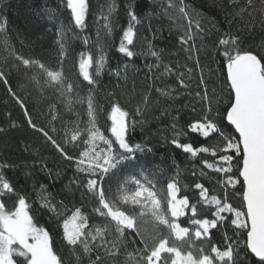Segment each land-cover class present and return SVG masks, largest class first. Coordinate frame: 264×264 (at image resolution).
Returning a JSON list of instances; mask_svg holds the SVG:
<instances>
[{
  "label": "snow or ice",
  "instance_id": "6c2138e0",
  "mask_svg": "<svg viewBox=\"0 0 264 264\" xmlns=\"http://www.w3.org/2000/svg\"><path fill=\"white\" fill-rule=\"evenodd\" d=\"M230 3L234 19L239 17L243 21L245 15L254 17L259 14L264 27V0H230ZM2 4L3 0H0ZM66 7L75 25L83 28L89 11L88 0H66ZM169 9H176L179 17L169 13ZM187 9L184 0H167L164 11L173 23L178 19L187 20L186 25H177L184 30L180 43L188 45L185 51L198 53L195 43L189 45L194 33L193 19ZM114 10L115 5L109 6L98 17L109 35L113 29ZM128 16L129 25L123 31L118 51L131 60L137 55L130 47L136 37L134 23L140 21L134 11L129 10ZM195 27L197 32L203 31L199 20L195 21ZM59 35L61 39L56 43L62 64L67 54L62 43L63 28ZM97 39L98 56L94 58L91 53H81L78 64L79 75L92 86L97 84L95 77L101 75L107 63L106 45L100 42L99 32ZM213 47L222 58L219 71L223 75L222 78L217 76V83L206 78L201 68L194 93L201 110L198 118L187 125L188 132L198 134L205 143L194 147L192 143L182 141L180 136L186 133L178 131L177 125L172 124L174 135L170 143L192 158L199 157L198 163L202 165L199 175L209 181L207 186L202 182L194 183L198 198L193 203L188 195L181 194L179 179L175 177L165 188L158 190L153 183L154 173L152 178L149 175H129L118 182L115 192L106 190V178L111 179L118 171L123 172L125 162L132 161L134 152L151 151L141 144L133 146L129 143V129L135 127L137 121L130 120V112L114 99L108 114L111 138L106 136L97 126L98 110L92 95L74 99L71 96L74 85L66 82L63 68H49L40 59L18 52L9 36L7 18L0 22V82L8 86L9 93L24 111L29 127L39 132L65 160L74 162L75 171L83 175L84 182L81 184L74 178L71 183L96 200L93 211L104 220L101 225H90L89 216L79 207L63 219V240L86 256L88 264H108V258H112L111 264H118L117 258L127 247L128 230L140 237L139 243L143 247L128 252L125 264H243L249 254L257 258L253 264H264V54L245 49L239 33H225L213 43ZM148 54L157 62L161 60L160 53L152 50L150 44ZM189 59L193 57L189 56ZM194 62L196 67H201L198 56ZM93 65L94 74L90 71ZM148 67L151 71L153 65ZM154 67L159 68L160 64L156 63ZM164 70L165 73L173 71L167 65ZM191 72L192 69L188 68L187 74H179L180 88L192 86L186 82L192 79ZM13 73L21 77V90L29 83L34 84L40 97L44 95L45 86L57 91L66 89V94H62L69 111L73 103H86L87 125L83 128L77 125L70 135L66 130L63 144L58 142L50 134L57 132L53 123L57 115L51 116L49 129L37 126L23 98L10 85ZM116 74L121 75L119 71ZM40 76L43 83L38 78ZM124 79H127L126 75ZM156 91L169 98L172 96L162 88H156ZM109 95L114 96V93ZM148 103L149 97L145 95L136 105L135 115L143 116ZM69 145L87 147L78 156H73L68 150ZM10 167L7 162H0V264H64L62 256L55 250V241L49 230L36 220V210L29 198L5 178L3 170ZM193 175H196L195 171ZM176 176H179V169ZM45 192L46 186L41 184L37 193L41 207L57 212L56 205ZM9 200L12 201L11 207ZM204 209H207L206 215L202 214ZM181 217H187V220L181 221ZM144 223L152 225V233L141 230ZM229 225L233 232L231 237L224 233V246L213 243L212 230L219 231Z\"/></svg>",
  "mask_w": 264,
  "mask_h": 264
},
{
  "label": "trees",
  "instance_id": "16d2710c",
  "mask_svg": "<svg viewBox=\"0 0 264 264\" xmlns=\"http://www.w3.org/2000/svg\"><path fill=\"white\" fill-rule=\"evenodd\" d=\"M88 2L89 11L83 28L75 25L71 12L66 7V0H3V4L0 5V22L7 18L9 36L18 52L26 57L40 59L49 68H63L66 82L74 85V92L71 93L74 99L77 96L86 98L89 94L92 95L98 110L97 126L106 136L111 138L108 131L111 124L108 114L114 99L130 112V120L137 121L135 127L129 129V143L133 146L141 144L146 149L151 148V151L134 152L132 161L125 162L123 172L118 171L111 179L106 178L104 183L106 190L111 189L115 192L118 182L129 175H149L152 178L151 174L154 173L153 183L158 190L165 188L167 182L175 177L179 179L181 194L188 195L195 203L198 190L194 188V183L202 182L207 186L209 181L207 177L199 175V169L202 167L198 163L199 157L192 158L170 143L174 135L172 124L177 125L178 131L186 133L180 136L182 141L190 142L194 147L205 143L204 138L188 132L187 129L189 122L198 118L201 110L200 104L194 99L196 81L201 76V68L204 70V76L211 81L218 83L217 76L222 78L223 74L219 71L222 58L217 54L213 43L229 32L239 33L245 49L264 54L262 18L256 14L254 17L245 15L243 21H240L239 17L234 19L230 0H184L193 19L194 36L189 45L195 43L199 49L198 53L195 51L190 53L184 50L188 45L180 43V36L184 34V30L177 26L186 25L187 20L178 19L173 23L164 11L167 0H88ZM112 5H115L112 14L114 24L109 35L102 28L103 22L99 21L98 17ZM129 10L134 11L140 21L138 24L134 23L136 37L134 45L130 47L137 55L131 60L118 51L123 31L129 25ZM168 12L176 17L180 15L176 9H169ZM197 20L200 21L202 32L196 30ZM61 28L64 30L62 43L67 53L62 64L59 62L61 59L59 45L56 43L61 39L59 35ZM98 32L100 42L106 45L107 63L101 75L95 77L97 84L92 86L79 75L78 64L81 53H91L94 58L98 56ZM149 44L152 50L160 53L159 62L148 54ZM189 56L193 59H189ZM197 56L201 66L199 68L194 62ZM156 63L160 64L159 68L154 67ZM150 65H153L151 71L148 67ZM165 65L173 71L165 73ZM188 68L192 69L190 73L192 79L186 82L192 86L182 89L178 86L177 77L180 73L187 74ZM90 71L95 73V65ZM117 71L121 73L119 77ZM38 78L43 83V77ZM20 82L21 77L13 73L10 85L17 95L23 98L37 126L49 129L51 116L57 115V120L53 122L57 132L50 134L61 144L64 142L66 130L70 135L71 130L77 125L80 128L87 125V104L73 103L72 110L69 111L65 95L62 94H66V89L57 91L55 88L45 86L44 95L40 97L34 84L29 83L26 89L21 90ZM156 88L171 92V98L161 95ZM110 93H114V96L109 95ZM145 95L149 97L147 110L143 116H136V105ZM223 106L221 104V107ZM0 129L5 130L0 132V162L11 165L10 168L3 170L5 178L29 198L32 208L36 210V220L49 230L55 241V250L62 256L64 264H88L86 256L81 255L78 249L73 250L63 240L62 222L79 207L89 216L90 225L103 224V218L93 211L97 202L91 196L83 194L82 188H77L71 183L75 178L83 184V175L76 173L74 162L65 160L39 132L29 127L24 111L9 93L8 86L2 82H0ZM100 146L103 147L102 144ZM84 147L87 145L78 147L69 145L68 150L73 156H78ZM116 147L118 148V145ZM178 169L179 176H176ZM194 171L196 175H193ZM209 175L213 174L209 172ZM41 184L46 186L45 194L56 205L57 212L41 207L37 195ZM8 204L11 207L12 201L9 200ZM202 214L206 215L207 209H204ZM186 220L187 217H181V221ZM141 230L152 233L153 228L150 223H144ZM225 232L232 236L233 230L230 225L219 231L212 230L213 243L223 247L226 243ZM126 235L127 247L117 258L118 264H125L128 252L143 247L139 243L140 237L131 230H128ZM243 242L241 238V245ZM255 259L249 254L244 258L243 264H253ZM111 261L112 258H108V264H111Z\"/></svg>",
  "mask_w": 264,
  "mask_h": 264
},
{
  "label": "rangeland",
  "instance_id": "374dc122",
  "mask_svg": "<svg viewBox=\"0 0 264 264\" xmlns=\"http://www.w3.org/2000/svg\"><path fill=\"white\" fill-rule=\"evenodd\" d=\"M138 176H143V175L140 174V175H138Z\"/></svg>",
  "mask_w": 264,
  "mask_h": 264
},
{
  "label": "water",
  "instance_id": "95a60500",
  "mask_svg": "<svg viewBox=\"0 0 264 264\" xmlns=\"http://www.w3.org/2000/svg\"><path fill=\"white\" fill-rule=\"evenodd\" d=\"M257 259V258H256Z\"/></svg>",
  "mask_w": 264,
  "mask_h": 264
}]
</instances>
